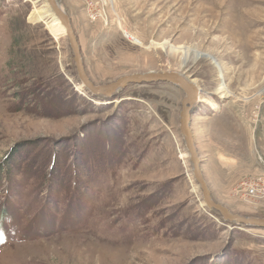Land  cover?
<instances>
[{"label": "rangeland", "instance_id": "1", "mask_svg": "<svg viewBox=\"0 0 264 264\" xmlns=\"http://www.w3.org/2000/svg\"><path fill=\"white\" fill-rule=\"evenodd\" d=\"M58 3L94 84L177 71L198 86L211 195L264 218V196L244 199L245 183L264 186V0ZM32 8L0 0V264H264V228L223 220L196 188L184 93L155 81L92 95L64 32Z\"/></svg>", "mask_w": 264, "mask_h": 264}, {"label": "water", "instance_id": "2", "mask_svg": "<svg viewBox=\"0 0 264 264\" xmlns=\"http://www.w3.org/2000/svg\"><path fill=\"white\" fill-rule=\"evenodd\" d=\"M46 1L52 9L53 16L58 18L61 25L64 27V33L72 52L74 66L78 75V79L81 83V87L89 91L92 95L111 96L120 92L129 84L155 81L171 83L184 93V96L180 102L179 131L184 140V144L192 168L193 178L198 185L199 190L201 191L205 206L208 209L216 211L225 221H230L245 226L264 228V218L243 216L237 213H233L225 205L216 202L211 195V192L201 170L200 158L196 149V145L194 143V138L191 130V114L199 92L196 84L190 82L189 80L191 79H186V75H182L177 71H148L144 73H132L119 77L115 81L107 84H94L85 72L80 48L68 16L60 7L58 0Z\"/></svg>", "mask_w": 264, "mask_h": 264}, {"label": "bare ground", "instance_id": "3", "mask_svg": "<svg viewBox=\"0 0 264 264\" xmlns=\"http://www.w3.org/2000/svg\"><path fill=\"white\" fill-rule=\"evenodd\" d=\"M30 1L33 4L31 18L35 19V21H44L46 18H48V19L50 18L46 22V26L49 29L50 33L56 34V33H59V32H64V27L61 25V23L58 20V18L53 16L52 9H51L50 5L47 3L46 0H42L40 5L37 4L36 0H30ZM76 40H77V38H76ZM184 63H185V59H184V57H182V61H181L182 66H183ZM185 78H186V76H185ZM186 79H188V78H186ZM189 81L192 82L191 80H189ZM192 83H194V82H192ZM196 87L198 88L197 85H196ZM76 88L78 89V86H76ZM198 91H199V88H198ZM198 99H199V97L197 96L195 102L198 101ZM196 188H198V185H196ZM202 204H203V202H202Z\"/></svg>", "mask_w": 264, "mask_h": 264}, {"label": "built area", "instance_id": "4", "mask_svg": "<svg viewBox=\"0 0 264 264\" xmlns=\"http://www.w3.org/2000/svg\"><path fill=\"white\" fill-rule=\"evenodd\" d=\"M245 197L247 198H262L264 196V186L260 185L259 182H250L244 184Z\"/></svg>", "mask_w": 264, "mask_h": 264}]
</instances>
